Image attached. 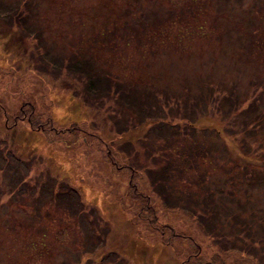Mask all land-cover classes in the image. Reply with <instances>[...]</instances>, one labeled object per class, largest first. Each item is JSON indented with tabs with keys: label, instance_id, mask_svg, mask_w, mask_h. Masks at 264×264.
<instances>
[{
	"label": "rangeland",
	"instance_id": "obj_1",
	"mask_svg": "<svg viewBox=\"0 0 264 264\" xmlns=\"http://www.w3.org/2000/svg\"><path fill=\"white\" fill-rule=\"evenodd\" d=\"M263 163L264 0H0V264H264Z\"/></svg>",
	"mask_w": 264,
	"mask_h": 264
},
{
	"label": "trees",
	"instance_id": "obj_2",
	"mask_svg": "<svg viewBox=\"0 0 264 264\" xmlns=\"http://www.w3.org/2000/svg\"><path fill=\"white\" fill-rule=\"evenodd\" d=\"M90 87H92V89L94 90V89H96V88H102V86L99 84V85H97V86H95L94 87V85L93 84H90V86L88 87V89H91ZM226 92V91H225ZM224 94V95H223ZM222 95H223V97L225 98V97H227V95H225V93H222ZM119 97H121V98H123L124 97V94L122 95H119ZM249 104V103H248ZM247 104V105H248ZM243 110V109H242ZM258 118V115H256V118H255V120ZM249 128V127H248ZM247 128V129H248ZM236 141H238V143H239V145L241 146V148H242V150H243V144L242 143H244V140H243V138L242 137H239ZM242 156H243V158H245V159H247V161H250V160H254V158L256 157V156H258L259 154H260V151H257L256 149H254V151H253V153L251 154L250 152H248V151H245V149L243 150V152H241L240 153ZM246 154H248V155H246ZM166 157H168V155L165 153L164 154ZM192 155H189V157H191ZM254 156V157H253ZM181 157H182V155H181ZM155 161V160H154ZM234 161V160H233ZM246 161V160H245ZM235 164H238V165H241L242 163H238V161L235 163ZM154 165V164H153ZM263 165H264V163H263ZM261 167V166H260Z\"/></svg>",
	"mask_w": 264,
	"mask_h": 264
}]
</instances>
